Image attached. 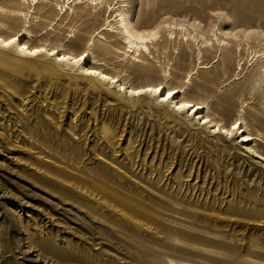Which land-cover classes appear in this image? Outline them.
I'll return each instance as SVG.
<instances>
[{"label": "rangeland", "instance_id": "obj_1", "mask_svg": "<svg viewBox=\"0 0 264 264\" xmlns=\"http://www.w3.org/2000/svg\"><path fill=\"white\" fill-rule=\"evenodd\" d=\"M17 1L0 0V35L26 29L24 42L75 54L93 39L92 57L130 86H184V99L206 103L225 125L243 107L264 154V63L249 67L264 53V0H122L136 30L157 33L140 58L125 57L119 37H94L107 13L95 16L87 1L64 15L57 0ZM174 26L202 37L170 40ZM203 39L230 47L199 49ZM53 60L0 52V264H216L212 252L226 255L223 264H264L242 248L264 249V224L256 225L264 207L254 202L264 197V174L234 141L196 131L155 97L128 98ZM159 200L209 215L192 221L208 233L166 220L173 232L149 229L146 213L163 212ZM215 238L229 247L211 246Z\"/></svg>", "mask_w": 264, "mask_h": 264}, {"label": "bare ground", "instance_id": "obj_2", "mask_svg": "<svg viewBox=\"0 0 264 264\" xmlns=\"http://www.w3.org/2000/svg\"><path fill=\"white\" fill-rule=\"evenodd\" d=\"M39 1L43 0H18L17 2L22 6L32 7L42 3ZM86 1L89 6L88 9H91L92 13H95V16L100 15L104 11H106L107 13V28H102L100 32L98 31L94 33V37H98L102 32H105L109 37H119L121 40L120 44L124 47L125 57L129 55L128 57L131 58H140L146 53L150 55L149 45L153 44V41L156 40L157 33L153 31L141 33L136 30L134 24L132 23L131 16L126 11L127 5L124 4L122 0H57L58 7L55 10L60 11V13L63 12L64 15L67 13V10H64V8L67 7V9H69L71 8L72 4L74 5V7H79V5L84 4ZM56 11L52 12L54 13ZM23 16L25 18L27 17L26 15ZM112 23H114L115 28L111 26ZM167 33L170 40L177 39L176 35L178 34L181 35L186 42H197V37H202L194 36L188 30L175 26L168 27ZM26 36L31 37V33L26 29H21L9 37L0 35V52H6L7 50H11L16 57L26 60L36 59L40 55H44L48 59H51V57H53L54 62L59 61L61 63H67L71 67L78 66L80 70V72L78 73L79 76L86 79L94 80L98 84L108 86L115 90L116 93H123L128 98L135 99L140 97H155L157 99V104H167L169 106L167 108L169 112H172L174 114L185 113L186 118H191L192 121L196 122V131L203 130L209 136H218L225 140L229 139L234 141L233 145H236L239 150L238 155L249 159L251 163L255 164V168L259 170V173L264 174V154L261 153L259 150L255 149L256 144L262 143V141H260L257 135H253L249 132L248 127L241 116V114L244 112L243 107L239 109L237 117L233 119L229 124L225 125L223 123L215 121L208 115V106L206 103L201 101L184 99V86L169 87L164 83H156L136 87L128 85L127 83L120 80L119 77L116 75L109 74L103 69V61L98 59L97 57H92V47H94L93 39H89L85 43V48L81 50L78 54H75L73 52L61 50L59 46L47 47L45 45H30L27 42H24ZM213 37H217V35L214 34ZM244 37L249 40L252 36L250 34H245ZM198 45L199 49H208L209 47L213 46H217L220 49L230 47V44H228V42L225 43L224 40L220 39H216L215 44H210L209 41L203 39L199 42ZM238 46H240V44H238ZM236 53L237 51H235V54ZM257 62L264 63V53L254 55L253 58L250 60L249 67L253 68ZM241 70L242 68H240V71ZM259 75L264 82V66L259 72ZM190 76L191 74H189L185 78V84L190 82L192 78V76ZM188 77H190V79L186 82V79ZM154 199L155 198H153L152 200L155 202ZM160 201L161 200H159V202ZM254 202L256 207H264V197L259 199L255 198ZM153 204L157 205L156 203ZM160 205L162 206L163 212H156L155 210H153V208H150L149 211L146 213V219L149 223L147 224V227L149 229L154 231L167 230L173 232L172 228H168L163 222H161V220H166L176 225H183L187 223L189 224L187 226L189 230H206V233H208V228L192 223V221H196L201 218L211 220L212 218H210L209 215L198 212L186 213L182 209H174L173 207H170L165 201H161ZM242 211L244 215L250 216L251 218H259L261 216V214L257 211H251L249 212V214L244 212V210ZM226 212L231 213L232 211L229 210ZM133 213L137 217H142L141 213L143 212L140 213L136 209L133 211ZM218 223L220 225L227 224L225 221H222L220 219L218 220ZM259 224L264 223H256V225ZM211 230L213 231V229ZM176 231L178 232V230ZM214 231V237H218L217 233H220V231L215 229ZM185 237L186 236L180 238L184 243H186ZM183 242H181V244ZM209 243L213 247L214 245H218V247L223 248L229 247L228 244L218 240V238L209 239ZM242 248L245 251H249L250 253H252V257L256 259L264 258V249L261 250V248H257L256 246L251 245L248 242L245 243ZM225 256V254L220 252H212L211 256H209V259L212 261V263L214 262L216 264H223L227 261L224 260Z\"/></svg>", "mask_w": 264, "mask_h": 264}]
</instances>
